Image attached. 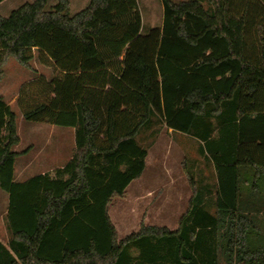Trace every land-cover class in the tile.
<instances>
[{"label": "trees", "instance_id": "1", "mask_svg": "<svg viewBox=\"0 0 264 264\" xmlns=\"http://www.w3.org/2000/svg\"><path fill=\"white\" fill-rule=\"evenodd\" d=\"M48 1L0 16V78L9 58L51 70L15 105L26 122L71 128L74 153L15 182L16 116L0 97V264H264V0H160L161 27L145 36L136 0H89L73 16L69 0ZM154 122L197 142L214 184L184 167L177 228L118 240L108 206L142 175L136 137Z\"/></svg>", "mask_w": 264, "mask_h": 264}, {"label": "rangeland", "instance_id": "2", "mask_svg": "<svg viewBox=\"0 0 264 264\" xmlns=\"http://www.w3.org/2000/svg\"><path fill=\"white\" fill-rule=\"evenodd\" d=\"M33 1L5 0L0 4V16L7 18L12 11ZM171 1L178 3L185 0ZM198 1L205 10H209L205 1ZM55 3V0H49L46 10ZM136 3L141 17L140 35L145 36L152 29H159L163 15L161 1L136 0ZM85 7L73 5L70 7V16L75 15ZM2 73L0 97L16 116L17 133L20 141L18 146L14 148V152L19 153L14 165V181H22L23 166L25 178H31L38 173L40 168L37 165L36 156L42 148L46 150L45 152L55 148L60 152L59 158L56 161H48L46 166L50 171L49 175L52 176L56 167L64 164L66 156L73 153L75 147L73 130L48 124L26 122L22 119L15 105L17 92L22 84L39 75L50 79L52 72L49 68L41 66L36 59L30 62V69H26L13 58H9L2 68ZM153 131L157 132L155 139L152 138ZM136 140L148 149L147 166L138 189H131L128 195L125 194L126 203L121 205L119 203L121 201H118L117 198L111 201L108 206L110 221L112 225L118 228L124 224L130 226L128 230L131 233H134L141 224L165 226L168 229L175 228L179 218L186 211L192 193L184 167L190 172L192 171L191 173L196 180L202 179L211 185L214 184L213 167L206 159L204 160L199 156L197 142L192 138L167 130L159 122H154L152 129L142 133L139 137L137 136ZM146 190L149 191V195L147 192L144 193ZM135 194L142 195H138L136 198L134 197ZM7 204L8 196L0 189V243L6 247L11 238L5 217ZM262 217L264 218V216ZM262 217L259 216L258 218L261 219Z\"/></svg>", "mask_w": 264, "mask_h": 264}, {"label": "crops", "instance_id": "3", "mask_svg": "<svg viewBox=\"0 0 264 264\" xmlns=\"http://www.w3.org/2000/svg\"><path fill=\"white\" fill-rule=\"evenodd\" d=\"M57 1V0H55ZM89 0H69V13H70V7H72L73 5L74 6H86V4L88 3ZM4 2V1H3ZM54 5V4H53ZM51 5V6H53ZM169 130V129H167ZM171 131V130H169ZM172 132V131H171ZM178 134V133H177ZM74 135V134H73ZM181 135V134H180ZM74 139V137H73ZM59 148V147H58ZM55 150V151H54ZM54 150H48L47 152H45L46 150L45 149H40V153L36 156V161H37V165L39 166L40 169H38V173L35 175H44V174H49L50 171L48 170V168H46V166L48 165L49 162L51 161H56V159L59 158L60 156V152L57 151V149L55 148ZM59 150V149H58ZM73 153H74V149H73ZM72 153V155H73ZM72 155H67L66 158L64 159V164L59 166V167H56V169L58 168H61L62 166H64L68 161L69 159L71 158ZM23 158V157H22ZM147 160H148V149H147V156H146V159H145V169H146V166H147ZM49 161V162H48ZM23 169H24V166H23ZM22 169V181L21 182H18V183H22V182H25L27 181L28 179L30 178H25L24 177V171ZM145 169L142 173V175L136 179V180H133L131 181L128 186L126 187L125 189V194L128 195L129 192H131V189L133 190H136L138 189L139 185H140V182H141V178L143 177L144 175V172H145ZM15 173V172H14ZM15 175V174H14ZM146 191H144V193H146ZM138 195H142V194H135L134 197L138 196ZM147 195H149V191L147 192ZM127 197V196H126ZM137 198V197H136ZM118 201H121L119 202L121 205H123V203H126L127 202V198H123V199H119L117 198ZM117 201V200H116ZM126 201V202H125ZM5 214H6V210H5ZM125 222V221H124ZM123 222V223H124ZM115 230H116V233H117V237H118V240L120 239H123L124 237H126L127 235L131 234V232L128 230L130 226H126V224H124L123 226H119V228L115 225H113ZM145 226H155V225H145ZM177 226H178V222H177ZM177 226L175 228H172V229H168L167 227L165 226H162V227H165L167 228L168 230L170 231H174ZM155 227H159V226H155ZM140 228V225L138 227V229L135 232H137ZM4 245V244H3ZM5 246V245H4ZM6 247V246H5Z\"/></svg>", "mask_w": 264, "mask_h": 264}]
</instances>
